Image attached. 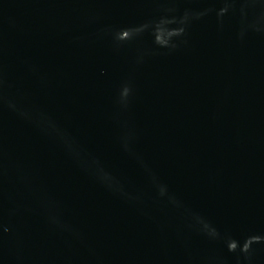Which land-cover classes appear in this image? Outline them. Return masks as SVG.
Wrapping results in <instances>:
<instances>
[{
	"label": "water",
	"instance_id": "1",
	"mask_svg": "<svg viewBox=\"0 0 264 264\" xmlns=\"http://www.w3.org/2000/svg\"><path fill=\"white\" fill-rule=\"evenodd\" d=\"M0 264H264V0H0Z\"/></svg>",
	"mask_w": 264,
	"mask_h": 264
}]
</instances>
